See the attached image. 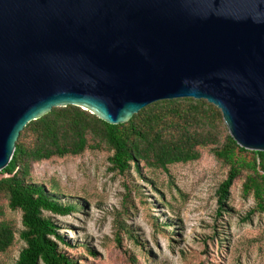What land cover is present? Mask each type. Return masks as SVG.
I'll return each instance as SVG.
<instances>
[{"label":"water","instance_id":"water-1","mask_svg":"<svg viewBox=\"0 0 264 264\" xmlns=\"http://www.w3.org/2000/svg\"><path fill=\"white\" fill-rule=\"evenodd\" d=\"M184 97L264 151V0H0V171L54 107L119 124Z\"/></svg>","mask_w":264,"mask_h":264},{"label":"trees","instance_id":"trees-1","mask_svg":"<svg viewBox=\"0 0 264 264\" xmlns=\"http://www.w3.org/2000/svg\"><path fill=\"white\" fill-rule=\"evenodd\" d=\"M204 149L228 168L216 191L219 212L228 209L231 188L243 178V195L254 199L251 213H264V151L239 146L227 131L221 109L213 103L192 97L160 100L119 124L107 123L78 106L54 107L25 126L10 163L0 171V258L10 257L21 240L24 245L13 264H94L60 246L78 244L68 242L46 213L66 216L79 207L34 180L35 163L75 157L87 150L106 151L111 169L126 176L133 170L140 173L142 167L169 172L172 165L199 160ZM14 212L21 213V228L12 218ZM154 226L165 232L157 221ZM123 234L140 243L118 220L115 242L120 250ZM82 247L95 255L88 246ZM124 254L128 264H138L127 250Z\"/></svg>","mask_w":264,"mask_h":264},{"label":"rangeland","instance_id":"rangeland-1","mask_svg":"<svg viewBox=\"0 0 264 264\" xmlns=\"http://www.w3.org/2000/svg\"><path fill=\"white\" fill-rule=\"evenodd\" d=\"M108 155L87 150L32 167L34 180L79 207L66 216L46 213L68 242L78 244L62 248L94 264H128L126 250L138 264H264V213H251L254 199L243 195V178L231 188L228 209L219 212L216 191L228 168L209 149L197 161L170 166L169 172L142 167L126 176L111 169ZM11 214L21 228V213ZM118 220L139 244L123 234L121 250L117 247ZM23 245L20 240L0 264H13Z\"/></svg>","mask_w":264,"mask_h":264}]
</instances>
